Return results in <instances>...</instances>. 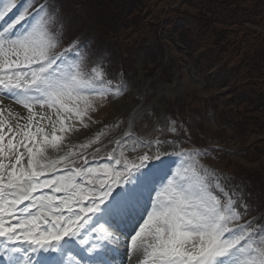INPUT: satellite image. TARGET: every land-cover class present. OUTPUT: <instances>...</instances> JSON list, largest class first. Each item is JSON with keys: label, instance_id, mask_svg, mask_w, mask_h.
<instances>
[{"label": "snow or ice", "instance_id": "6c2138e0", "mask_svg": "<svg viewBox=\"0 0 264 264\" xmlns=\"http://www.w3.org/2000/svg\"><path fill=\"white\" fill-rule=\"evenodd\" d=\"M0 6L5 21L18 0H0ZM60 44V20L49 0H31L0 25V94L29 113L27 124L7 133L0 119V264H110L98 250L120 236L130 264L134 256L139 264H264V223L244 220L242 196L197 168L189 153L177 154L192 161H183V170L167 168L160 145L168 141H150L156 154L145 153L139 163L122 164L110 154L120 169L86 157L79 167L67 155L49 159L46 147L59 139L55 122L49 142L44 127L32 130L33 106L63 110L70 119L87 111L95 96L122 94L98 59L87 61L78 41ZM152 159L160 163L147 165ZM134 173H140L137 184L119 190Z\"/></svg>", "mask_w": 264, "mask_h": 264}, {"label": "rangeland", "instance_id": "374dc122", "mask_svg": "<svg viewBox=\"0 0 264 264\" xmlns=\"http://www.w3.org/2000/svg\"><path fill=\"white\" fill-rule=\"evenodd\" d=\"M30 2L31 0H18L17 7L22 11ZM49 2L56 9L60 20L61 48L67 47L70 39L78 35L74 41L81 45L79 51L87 61L98 59L107 80H111L113 85L122 86V94L103 98L95 96L87 111L82 112L81 116L72 114L70 119L64 118L63 110L58 112L56 108L33 106L32 130L44 127V134L48 135L49 142L55 122L56 136L59 139L55 142V147L51 143L46 147L49 159L57 160L60 156L67 155L79 167L83 164L81 157H86L93 165L112 164L120 169L122 165H115V160L108 159L110 154L121 159L122 164L124 159L130 163H139V157L145 153L149 156L156 154V146L153 144L149 148L148 143L158 138L169 142L160 145V151L167 153L162 158L167 168L175 171L178 167L181 170L187 167L192 161L186 156L177 155L187 152L193 157L197 168L206 170L221 187L225 185L227 188V183L233 186L231 192L243 197L245 187L239 182L237 185L230 184L228 180L235 176L239 181L243 172L250 169L260 168L264 172V157L258 162L249 160L250 157L245 159L246 146L256 139L255 136L247 138L246 143L242 140L241 144L240 140L233 139V132L228 130L230 124L226 120L228 118H224L226 114L228 117L231 114L227 105L230 95L226 93L227 86L220 84L223 72L222 68H218L227 67L218 65L211 72L199 75L194 70L192 56L171 45L165 46L162 52L158 51L152 34L139 43L129 40L114 43L109 36H96L97 27L84 16L81 0ZM158 5L186 9L185 4L178 5L174 0H159ZM20 11L10 15L9 21ZM258 29L261 30L260 27ZM161 35L165 36L164 33ZM107 54L111 63L105 61ZM91 66L93 65L89 63L88 67ZM1 96L3 95L0 94L3 103L0 108L5 109L0 113L4 132L7 133V128L15 127L17 123L27 124L28 110L13 101L9 102L19 108L6 105L8 98ZM60 120H64L63 125L59 123ZM61 127L66 130L61 132ZM9 138L10 133L6 135L5 143ZM18 140L19 136L14 142ZM241 147L244 151H241ZM156 161L158 160L152 159L146 163L151 166ZM183 161L188 163L182 164ZM57 167L63 169V165ZM139 175L140 173L137 176L135 174L131 178L134 184H137ZM132 187L134 186L130 188ZM151 195L155 198L156 192L153 191ZM255 219L257 224L264 223V216ZM119 240L117 245L122 244L124 237L121 236ZM123 245L118 247L120 257L114 256L111 263L130 264L126 246ZM131 264H139V260L134 256Z\"/></svg>", "mask_w": 264, "mask_h": 264}, {"label": "trees", "instance_id": "16d2710c", "mask_svg": "<svg viewBox=\"0 0 264 264\" xmlns=\"http://www.w3.org/2000/svg\"><path fill=\"white\" fill-rule=\"evenodd\" d=\"M158 1L81 0V6L98 38L139 43L152 34L158 51L171 45L192 56L197 74L226 66L218 67L223 72L220 84L230 95L231 114L224 119L241 144L255 136L247 153L241 151L245 159L258 162L264 157V0H174L186 9L159 7ZM237 182L245 187L248 216L263 210L264 172L247 170Z\"/></svg>", "mask_w": 264, "mask_h": 264}, {"label": "bare ground", "instance_id": "6f19581e", "mask_svg": "<svg viewBox=\"0 0 264 264\" xmlns=\"http://www.w3.org/2000/svg\"><path fill=\"white\" fill-rule=\"evenodd\" d=\"M17 11H20V9H19V7H17V8H15L11 13H9V15L11 14H13L14 12H17ZM9 15H8V17L6 18V20L5 21H0V25H3V24H6L8 21H9ZM23 26L24 27H27V22H25V23H23L22 25H18L17 26V28L18 29H20V28H23ZM1 97H3V96H1ZM3 98H5V97H3ZM6 99V98H5ZM6 100H8V101H5V104L6 105H13V106H15L16 107V105H14V104H12L11 102H9V101H11V100H9V99H6ZM16 108H19V107H16ZM23 109V108H22ZM158 163V162H157ZM151 166H156V165H154V164H152ZM134 174H136V173H134ZM121 186V185H120ZM120 186H119V190L121 189V190H125L123 187H121L120 188ZM111 231V230H110ZM118 235V234H117ZM120 238H121V236H120ZM115 242H120V240H118V241H114L113 243H115ZM112 244V243H111ZM119 244V243H118ZM124 243L122 242V244L121 245H123ZM113 245V244H112ZM120 246V245H119Z\"/></svg>", "mask_w": 264, "mask_h": 264}]
</instances>
